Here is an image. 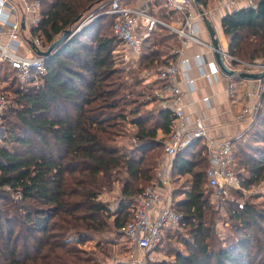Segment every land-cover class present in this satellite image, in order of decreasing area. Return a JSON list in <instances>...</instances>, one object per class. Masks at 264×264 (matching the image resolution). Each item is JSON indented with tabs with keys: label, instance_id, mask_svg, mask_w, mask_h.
<instances>
[{
	"label": "trees",
	"instance_id": "1",
	"mask_svg": "<svg viewBox=\"0 0 264 264\" xmlns=\"http://www.w3.org/2000/svg\"><path fill=\"white\" fill-rule=\"evenodd\" d=\"M109 1L42 0L37 32L47 44L93 10L99 16L47 61L49 72L37 83H22L13 68L0 63V72L9 71L18 81L16 97L0 119L5 129L4 145L0 143V264L93 262L96 258L82 244L97 240L101 248L103 241L116 244L104 240L106 233L125 236L133 198L155 178L165 150L158 131L170 134L173 110L148 109L153 88L135 78L138 70L126 74L134 79L129 83L126 69L115 66L114 53L121 45L113 29L116 15L101 9ZM200 1L199 8L205 9L207 0ZM222 26L229 54L264 63V0L228 13ZM177 37L164 27L154 30L143 40L139 70H158L176 60L171 52L180 46ZM259 100L254 123L244 138L234 140L232 169L244 189L264 182V82ZM130 122L134 130L128 128ZM126 135L130 146L117 145V138ZM208 166L203 139L174 158L173 207L183 219L179 228L164 229L159 245L173 258L152 264H264V200L233 189L236 198L246 200L230 201L225 222L231 232L222 237L220 210L206 188ZM117 185L121 199L113 211L100 196ZM18 191L21 198L14 196Z\"/></svg>",
	"mask_w": 264,
	"mask_h": 264
},
{
	"label": "built area",
	"instance_id": "2",
	"mask_svg": "<svg viewBox=\"0 0 264 264\" xmlns=\"http://www.w3.org/2000/svg\"><path fill=\"white\" fill-rule=\"evenodd\" d=\"M250 6H256V0H246ZM166 8L179 17L181 23L176 27L165 20L153 15L148 7L129 6L121 0H110L103 4L104 13L116 15L113 26L116 37L121 45L129 52L139 53L143 40L157 29L158 26H166L176 32L181 39L183 47L191 42L205 45L208 50L214 52L211 42H205L198 36L195 19L202 18L194 13L197 6L195 0H164ZM22 15H19V11ZM97 17L93 13L83 18L74 29V36L87 28ZM42 0H0V20L4 28L0 30V63L8 64L19 76L22 83L36 82L39 77L46 76L49 72L47 61L51 55H40L38 51H45L51 44L45 43L43 35L37 32L41 26ZM139 22L145 26L141 36L137 35ZM24 23V26H22ZM176 53L180 50H176ZM202 75L212 78L221 72L216 61L209 62V71H204L205 62L201 55L196 56ZM128 60V57H125ZM224 59L227 64L237 72H261L264 70L263 62H248L225 52ZM182 65H189L188 59H182ZM236 63V65H233ZM182 70L181 64L175 62L165 63L158 68L157 77L164 82L162 93L171 102L182 94V89L177 83V77ZM228 86L229 94L234 92V77H230ZM187 83L193 87L194 81L187 78ZM263 83V82H262ZM260 93L256 94L257 100L252 104H246L238 118L243 120L252 115L255 120L260 109ZM252 96L251 93L247 94ZM208 100V97L204 98ZM8 97L0 92V119L4 111L10 106ZM174 119L172 129L165 143V158L161 160L154 180L134 198L133 215L126 224L124 233L133 248L150 252L155 251L162 242L165 228H179L183 215L173 207L172 169L176 155L197 139L207 138V129L204 118L198 116L191 118L185 114L182 107L177 106L173 110ZM206 178L207 186L213 190L215 206L223 209L231 191L244 190L241 182L233 171L235 164L234 140H208ZM166 159H170L166 161ZM7 190L10 187H6ZM166 188V193L164 192ZM15 198H21L18 191ZM132 264H140L133 260Z\"/></svg>",
	"mask_w": 264,
	"mask_h": 264
},
{
	"label": "crops",
	"instance_id": "3",
	"mask_svg": "<svg viewBox=\"0 0 264 264\" xmlns=\"http://www.w3.org/2000/svg\"><path fill=\"white\" fill-rule=\"evenodd\" d=\"M121 1L122 3L132 7H148L153 15L165 20L169 24H172L176 27L181 25L179 17L166 8L164 0ZM248 5L249 4L246 0H207V6L204 10L215 27L220 47L224 52H228L229 40L225 35L222 26V19L228 13L243 7H247ZM94 11L95 10H93L91 14H93ZM18 13L20 16L22 15L21 10ZM194 13L197 15L200 14L198 6L195 7ZM195 23L196 28L199 31L198 36L205 42H211L209 33L202 18H196ZM160 27L168 28L166 26H158L156 30H159ZM2 28H4V23L0 20V30ZM144 28V24L139 22L137 29L138 36L142 35ZM168 29L171 30L170 28ZM171 32L174 31L171 30ZM2 38L3 36L0 37V39ZM177 38L179 39L180 46H175L171 52V55L177 56V59H169V61L181 64L182 66V70L177 77V83L182 89V94L175 101L170 102L165 97L164 93H162L164 82L158 79V70L156 68L143 70L142 85L153 88L152 101L148 104L147 108L153 109L154 107H170L172 110H174L175 107L180 106L183 108L185 114L191 118H196L198 116L203 117L207 129V138L203 140L205 144L208 140L222 141L225 139L237 140L244 138L246 132L254 123V120L252 115H249L243 120H240L238 116L246 104H252L257 100L255 95H258L259 91L261 90L263 85L262 81L235 77L234 92L229 94L228 86L231 81L230 76L221 70V72L217 73L216 76L210 79L207 76L202 75V70L199 67L200 60L198 61L196 56H202L205 62L203 69L204 71L208 72L210 70L208 63L216 61L214 52L208 50L205 45L196 42H191L186 47H183L180 37L178 36ZM176 50H180V52L176 53ZM124 54H119V57L124 58L127 56L129 62L136 64L141 55V51L139 53H134L125 50ZM182 59H188L189 65L185 64L183 66L181 63ZM187 78H190L194 81L193 87L187 83ZM249 93H251L252 96H248L247 94ZM206 97H208L207 101L204 100ZM128 128L130 130H134L135 125L130 122ZM158 138L163 139L165 142L168 138V135H165L162 130H159ZM164 158L165 154L163 153L159 158V163ZM169 160L170 159H166V161ZM171 181L173 190L175 192L176 184L174 182L173 175ZM164 192L166 193V188H164ZM110 196H112V200H106V198L108 197L109 199ZM100 199L102 201L109 202L111 210H117L121 199V190L119 185H117L113 191L103 193L100 196ZM133 204L134 198L132 200L131 206H133ZM175 229L176 228H172V230Z\"/></svg>",
	"mask_w": 264,
	"mask_h": 264
},
{
	"label": "rangeland",
	"instance_id": "4",
	"mask_svg": "<svg viewBox=\"0 0 264 264\" xmlns=\"http://www.w3.org/2000/svg\"><path fill=\"white\" fill-rule=\"evenodd\" d=\"M98 16H99V14L97 13V17ZM125 50L126 49L124 48V46L119 44V46L117 47V49L114 53L115 54L114 55L115 56L114 57L115 58V66L117 68L126 69V72L123 74V76H126V74L131 76L133 74H131L130 71L138 70V73L135 72V76H136L135 78H142L143 70H139V63L132 64L131 62L126 60L125 57L124 58L119 57V54H121V53L124 54ZM124 56H125V54H124ZM1 71L2 72H0V92H3L4 94L7 95L8 100L10 101V104L12 105V102H13L14 98L16 97L14 90H15L16 86H18V81H13L14 79L16 80V78L14 77V74L10 73L9 71H4L3 69H1ZM114 78L117 79V77H114ZM126 78H128V80H130V81H128L129 83L134 82L133 78H129L128 76H126ZM19 81H21V80L19 79ZM35 83H37V81ZM135 90H137V92H139L140 89L136 88ZM259 102H260V100H259ZM4 137H5V131H3L2 127L0 126V143L3 145H4V143H3ZM131 142H132V140H131L130 135H126V136L118 137L116 144L120 145V146H130ZM239 157L241 158L240 153H239ZM149 184L150 183L146 184V186ZM206 188L208 191H212L211 200H212V203L214 204L215 197L213 195V190L211 188H209L207 185H206ZM243 192L246 195V198L253 197L255 199V201L261 202L264 200V182L260 183L259 185L254 186L252 188L244 189ZM236 197L237 196L234 194V192H232L230 197L227 199L223 209H219L220 215L222 217L220 220V224H219L220 235L222 237H226L227 234H230V232H231L230 226L228 225L227 222H225V220L227 219L226 218L227 217L226 212H227L228 205H229L230 201L236 200L237 202L238 201L244 202L246 200L243 198H236ZM106 200H112V196H110L109 199L107 197ZM214 206H215V204H214ZM132 209H133V207H132ZM132 214H133V211H132ZM123 232H124V229H123ZM106 236H108V237H103L104 240H108V238L113 239V240H115L116 244L111 245V244H107V242L103 241L104 244H101V248L97 247V240H93V241L87 242L85 244H82L81 247L88 252V255L96 258L93 262H91L89 264H119V263L132 264L133 260L140 261L141 262L140 264H152V263H158V262L160 263V262H163L166 260H171L172 255H169V254L167 255V253L163 249H161V247L157 248L155 251L143 252V251H140V250L133 248L132 245L129 243L128 239L126 238V236H118L117 234L114 235V234H110V233H106ZM163 244H166L165 241ZM178 246L180 247L181 245L178 244Z\"/></svg>",
	"mask_w": 264,
	"mask_h": 264
},
{
	"label": "water",
	"instance_id": "5",
	"mask_svg": "<svg viewBox=\"0 0 264 264\" xmlns=\"http://www.w3.org/2000/svg\"><path fill=\"white\" fill-rule=\"evenodd\" d=\"M104 1V0H100ZM197 6H200L201 1L200 0H195ZM199 12L200 15L202 17V20L205 24V27L207 28V31L209 33L210 36V40H211V44L213 46L214 49V55L216 58V62L218 64V66L220 67V69L227 74L230 77H240V78H244V79H254V80H260L262 82H264V70L261 72H246V71H242V72H237L235 69L231 68L227 62L224 59V54L225 52L221 49L220 47V43H219V39L217 38L216 35V30L215 27L213 26L210 18L208 17L207 13L205 12V10L203 8H199ZM82 18V16H80L78 18V20H80ZM22 26H24V23H22ZM71 30H65L49 47L47 50L45 51H38V54L40 55H51L53 56L54 54H56L58 51L61 50L62 47H64L70 40V36H71ZM4 131V129H3Z\"/></svg>",
	"mask_w": 264,
	"mask_h": 264
}]
</instances>
